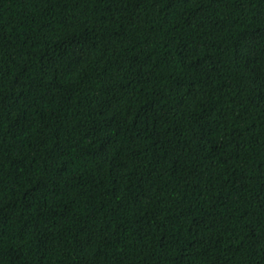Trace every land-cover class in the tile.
<instances>
[{
  "label": "trees",
  "instance_id": "1",
  "mask_svg": "<svg viewBox=\"0 0 264 264\" xmlns=\"http://www.w3.org/2000/svg\"><path fill=\"white\" fill-rule=\"evenodd\" d=\"M0 264H264V0H0Z\"/></svg>",
  "mask_w": 264,
  "mask_h": 264
}]
</instances>
